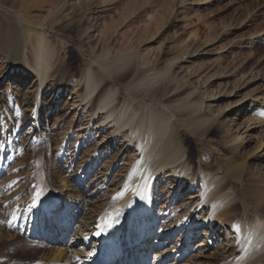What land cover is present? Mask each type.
<instances>
[{
    "label": "rangeland",
    "instance_id": "rangeland-1",
    "mask_svg": "<svg viewBox=\"0 0 264 264\" xmlns=\"http://www.w3.org/2000/svg\"><path fill=\"white\" fill-rule=\"evenodd\" d=\"M55 1L53 7L43 2L24 14L32 25L45 29L53 52L52 70L41 92V124L34 114L37 75L26 72L18 59L15 64L9 60L5 41L0 48V149L7 150L0 175V264H50L49 244L29 229L30 208L45 195V188L68 195L74 212L83 205V213L75 214L79 227L85 217L102 211L129 174L139 154L135 148L122 147L127 136L117 141L109 140L114 136L105 137L115 129L113 124L106 133L100 130L94 137L87 133L90 128L98 132L102 111L91 115L110 90L117 91V110L131 102L137 109L156 106L175 112L185 149L192 153L195 180L198 182V163L203 157L207 171L223 178L225 192H235V218L223 224L217 236L207 234V227L201 226L197 234L193 232L197 238L186 246L182 258L177 255L188 243V236L182 239L183 227L162 247H156V235L150 261L157 258L156 252L160 255L166 250L169 253L163 264H226L236 259L240 253L233 250L244 248L250 230L257 224L264 227V198L254 194L264 190V0ZM9 2L0 0V32L16 26L14 16L20 6ZM4 29L8 37L10 27ZM32 45V40L22 43L31 65L35 59ZM130 55L134 56L131 62L119 67ZM88 69L94 72L96 93L83 101V76ZM158 72L163 76L150 90L161 89L169 78L172 92L151 100L145 92L148 88L139 85L147 75ZM62 90H67L64 95ZM201 96H207L202 111L207 118L192 134L186 122L191 110L177 107ZM96 154L100 156L95 168L99 177L86 182L87 164L92 165ZM60 155L73 156L70 161L75 159V164L69 168V156L65 161ZM42 181L47 187H41ZM174 182L167 175L156 181L160 202H155V215L162 220L165 214L162 221H167L157 228H176L200 198V179L195 192L173 187ZM106 186H110L108 190ZM198 215L203 217L206 211ZM45 225L44 220L40 234L47 230ZM116 236L121 238L122 232ZM202 241L206 246L198 248ZM67 246L66 264H83L86 254L80 251L82 247L70 248V242Z\"/></svg>",
    "mask_w": 264,
    "mask_h": 264
},
{
    "label": "bare ground",
    "instance_id": "bare-ground-1",
    "mask_svg": "<svg viewBox=\"0 0 264 264\" xmlns=\"http://www.w3.org/2000/svg\"><path fill=\"white\" fill-rule=\"evenodd\" d=\"M43 2H46L50 7L55 6L57 3V1L53 3L52 0H42V2L41 0L36 2L33 0H10L9 4L14 6L19 4L20 6V12L14 16L16 19L13 25L16 26L4 27L5 25L3 26L2 24V27L6 29L10 27L8 37L5 35L4 28L2 29L4 32H0V48L2 42L5 41L3 47L5 46L4 48L7 49L6 53L9 60L14 64L17 61L19 64L24 63V70L26 72L30 71L37 75L39 87L36 100L37 104L34 110L37 124L42 123L40 116L41 92L52 70L51 54L53 52L45 29L32 25L33 21H30L28 18L27 20L24 14L33 6H43ZM7 38H10V42H6ZM29 40L35 42V45H32L35 58L34 60L32 59L34 61L33 65L30 64V59L26 57L25 50H22L23 41L26 42ZM133 57V55L125 57L118 66L121 68L126 67ZM16 59L18 60L16 61ZM161 76H163L162 72H158L147 75L146 79L141 80L139 86L148 88L145 92L149 93L151 100L157 99L161 94L172 92V90H168L173 81L169 78L161 89L150 90L156 87L154 85H157L158 79ZM83 77L84 85H86L84 101L93 98L97 85L92 69H88V72L86 71ZM68 87L69 83L66 82V88ZM66 91L62 90L63 95ZM116 95V90H110L100 101L97 109L92 110L91 117L97 115L98 111H102L103 115L100 116H103V122L99 124L98 132L95 133V130L90 128V130H87V133L91 137L96 136L95 134H98L100 130L106 133V129L112 128H107L108 125L113 124L115 125V129L105 137L109 138L110 136H114L110 137L109 140L117 141L118 138L126 139L127 136V140H124L125 143L122 147L127 146L129 150L135 148L139 157L136 158L129 174L119 185V189L109 199V202L104 205L102 211L95 215L85 217L79 227L75 226V220L77 218L75 214L76 212L83 213V205L79 206V208L76 207L77 210L74 212V204L69 201L70 197L68 195H63L50 188L46 190L45 181L41 182V187L45 188V195L40 200L37 199L30 208L31 222L29 229L32 230V234L36 238L40 235L44 236L45 242L49 244L48 260L50 264H66L69 261L66 259L68 254L67 243L69 242L70 248L82 247L80 251L86 254V260L84 259L83 264H101L112 258L118 259L116 264H163L167 259L168 250L162 252L160 255L159 252H156L157 258L152 262L149 257V253L153 247L152 240L155 239L156 235H158L159 239L156 247H162L167 242H170L176 236L177 232H179V229L183 227L185 232L182 235V239L188 236L185 239L188 243L185 246H181L183 251L177 256L181 257L183 255L182 258H184L188 250L185 249L186 246L188 245L189 247L197 238V236L193 235L194 231L196 232L201 226L205 225L207 227V234L217 236V231L220 228L223 229V226H225L223 224H228L235 218V192H225L223 178L218 174L209 173L207 171L206 161L201 157L197 172L198 182L199 179L202 181L201 195L199 200L193 202L195 209H188L186 211V215L182 218L183 221L175 224L178 228H175V226L163 229L160 227L157 228L160 224L163 227L167 223V221H162L166 218L165 214L162 220L155 215L156 203L160 202L155 184L161 175H167L170 179L174 178L175 182L172 184L173 187L180 189L182 186L184 192H195L199 188L197 186L198 182L195 180L194 169L196 167L192 161V153L185 149V136L179 130V125L176 121L178 115L175 112L173 113L168 107H164L162 111L155 108L156 106H153L154 108L150 110L148 108L137 109L133 107L131 102L130 104H124L117 110L114 105L116 103ZM206 99L207 96H201L197 101H189L185 106L181 104L182 106L177 107V109L184 108L191 110L187 111L189 112L190 119L186 122L187 125H190L191 129H189V132L192 134H195L196 130L198 131L197 125L207 118L206 114L202 113ZM34 128L36 129L35 125ZM227 137L229 138V135ZM42 139L43 134L40 136V140ZM6 154L7 150L2 147L0 149V175L5 167L3 165ZM66 156H69L68 161L65 158ZM72 157L71 155H60L61 160L66 159V163L70 165L69 168L76 162L75 159L70 161ZM99 157V154H96L92 165L90 163L87 164L88 176L86 182L88 179L99 175L98 172H95L97 164L100 163ZM101 176L104 175L102 174ZM98 177L95 178L96 181L99 180ZM255 180H257L256 176ZM80 181L83 182L84 177L81 176ZM113 184L111 182L110 186H113ZM110 186L104 188L108 187L106 189L108 190ZM233 190L235 189L233 188ZM254 194L258 198H264V190ZM204 210L206 211L205 216L201 217V215H198V213H202ZM205 217H207V220L203 222ZM257 218L258 221H261L259 215ZM44 220L46 221L45 226L47 230L43 229L42 234H40ZM37 224L39 231L36 230ZM132 225L135 226L133 230ZM119 232H122L121 238L116 236ZM157 232L160 233L157 234ZM206 239L210 244V237ZM160 240L164 241L160 243ZM198 244V248L206 246L205 241ZM244 245L242 250L240 247L233 250L234 253L237 251L240 255L226 264H264V227L257 224L253 232L250 230ZM126 254H129L127 260L124 258ZM159 258L163 259L157 261ZM7 264H14V262L10 261Z\"/></svg>",
    "mask_w": 264,
    "mask_h": 264
}]
</instances>
